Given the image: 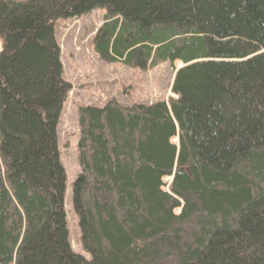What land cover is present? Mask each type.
<instances>
[{
    "label": "trees",
    "instance_id": "obj_1",
    "mask_svg": "<svg viewBox=\"0 0 264 264\" xmlns=\"http://www.w3.org/2000/svg\"><path fill=\"white\" fill-rule=\"evenodd\" d=\"M173 98L76 109L71 248L60 19ZM176 140V142H175ZM0 264H264V0H0Z\"/></svg>",
    "mask_w": 264,
    "mask_h": 264
},
{
    "label": "rangeland",
    "instance_id": "obj_2",
    "mask_svg": "<svg viewBox=\"0 0 264 264\" xmlns=\"http://www.w3.org/2000/svg\"><path fill=\"white\" fill-rule=\"evenodd\" d=\"M102 17L103 11L97 9L79 18L60 19L54 26L55 39L61 52L63 78L71 86L56 132L60 160L66 175L64 206L68 238L73 251L87 260L90 256L81 246L78 220L71 199L72 184L79 175L77 107H101L109 99L125 105H149L175 97L170 93L173 74L168 63L154 68H131L121 63H108L94 52L92 39Z\"/></svg>",
    "mask_w": 264,
    "mask_h": 264
},
{
    "label": "bare ground",
    "instance_id": "obj_3",
    "mask_svg": "<svg viewBox=\"0 0 264 264\" xmlns=\"http://www.w3.org/2000/svg\"><path fill=\"white\" fill-rule=\"evenodd\" d=\"M173 74V73H172ZM172 79H173V76H172Z\"/></svg>",
    "mask_w": 264,
    "mask_h": 264
}]
</instances>
